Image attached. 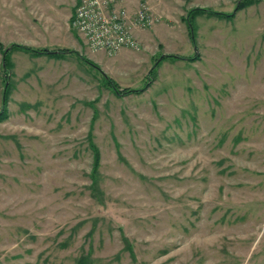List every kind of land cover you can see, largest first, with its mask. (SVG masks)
<instances>
[{"label":"rangeland","instance_id":"rangeland-1","mask_svg":"<svg viewBox=\"0 0 264 264\" xmlns=\"http://www.w3.org/2000/svg\"><path fill=\"white\" fill-rule=\"evenodd\" d=\"M119 1L0 0V264H264V0Z\"/></svg>","mask_w":264,"mask_h":264},{"label":"built area","instance_id":"built-area-1","mask_svg":"<svg viewBox=\"0 0 264 264\" xmlns=\"http://www.w3.org/2000/svg\"><path fill=\"white\" fill-rule=\"evenodd\" d=\"M147 3L148 0H139L136 12V21L146 25L153 22ZM73 24L94 51L111 54L125 46L138 45L128 22V12L125 7L117 6L116 0H81Z\"/></svg>","mask_w":264,"mask_h":264},{"label":"trees","instance_id":"trees-1","mask_svg":"<svg viewBox=\"0 0 264 264\" xmlns=\"http://www.w3.org/2000/svg\"><path fill=\"white\" fill-rule=\"evenodd\" d=\"M253 1H254V0H241V1L239 2V6L241 7V6L245 5V4L251 3V2H253ZM194 12H200V10L195 9ZM36 53H40V52L37 51ZM51 53H53V52H51ZM59 53H60V52H59ZM56 54H57V53H56ZM165 57H168V56H165ZM109 81H110V80H109ZM110 82H111V81H110ZM111 83H112V82H111ZM98 161H99V154L97 153V150H96V162H98ZM92 188H93L95 191L100 192V187H99V186H95V185H94ZM96 199L98 200V202H99L100 204H103V203H104V201H102L101 198L96 197ZM123 236H124V235H123ZM126 242H127V241H126ZM127 245H128L129 251L132 253V252H133L132 246L129 245V242H127ZM89 259H90L89 254H83V255H81V256L77 259V264H88Z\"/></svg>","mask_w":264,"mask_h":264},{"label":"crops","instance_id":"crops-1","mask_svg":"<svg viewBox=\"0 0 264 264\" xmlns=\"http://www.w3.org/2000/svg\"><path fill=\"white\" fill-rule=\"evenodd\" d=\"M119 2H120V1L117 0V1H116V5L119 6V7H123V6H120V5H122V4H120Z\"/></svg>","mask_w":264,"mask_h":264},{"label":"water","instance_id":"water-1","mask_svg":"<svg viewBox=\"0 0 264 264\" xmlns=\"http://www.w3.org/2000/svg\"><path fill=\"white\" fill-rule=\"evenodd\" d=\"M50 52H56V51H50Z\"/></svg>","mask_w":264,"mask_h":264}]
</instances>
